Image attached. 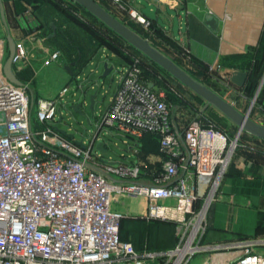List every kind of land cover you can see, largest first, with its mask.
<instances>
[{"label":"built area","instance_id":"built-area-1","mask_svg":"<svg viewBox=\"0 0 264 264\" xmlns=\"http://www.w3.org/2000/svg\"><path fill=\"white\" fill-rule=\"evenodd\" d=\"M128 14L151 26L136 8ZM27 54L17 42L13 64ZM145 59L134 56L122 68L90 142L82 135L84 145L49 122L69 84L31 102L28 84L9 80L0 65V264H264V249L255 248L262 241L204 243L208 211L233 151L228 134L200 122L179 127L169 101L146 78L153 63ZM106 128L139 140L153 134L160 159L102 160L94 149ZM123 194L143 197L148 219L174 221L175 245L138 249L123 240V214L113 208ZM202 253L208 255L195 262Z\"/></svg>","mask_w":264,"mask_h":264},{"label":"rangeland","instance_id":"rangeland-1","mask_svg":"<svg viewBox=\"0 0 264 264\" xmlns=\"http://www.w3.org/2000/svg\"><path fill=\"white\" fill-rule=\"evenodd\" d=\"M48 1L56 3L57 1L66 2L68 0ZM97 1L142 36L151 38L150 27H146L136 19L131 18L125 11H120L119 8L108 4L105 0ZM73 3H75L74 0ZM73 8L71 15L77 21L84 22L85 25L82 26L81 24L82 35L89 38L94 49L106 47L128 61L137 55L146 59L149 58L131 43L120 37H115L108 29L109 26L99 20L98 17L90 14L84 7L75 5ZM53 14V10H47L43 16L44 23H48ZM49 28L48 26L43 32H38L37 35L44 36L46 31L50 30ZM120 58V56L113 55L105 57L100 52L95 59L96 63L101 64V67L105 61L114 63L115 69L105 77H100L102 72L93 76V78L100 77V90L96 98L95 118H91L90 123L85 115L71 108L73 102L84 97L85 87L80 83L77 86L74 85L75 88L66 96L59 98L58 108L61 110L58 111L55 121H49L50 124L67 130L69 133H75L76 139H81L83 135L84 140L89 143L92 133L96 131L97 119L110 103L116 81L125 66L120 62ZM152 63L153 70L146 69L145 73L158 84V89L163 91L170 103L178 126L185 127L191 122H200L203 126L225 131L228 134V146L233 150L216 192L215 200L211 203L208 211L204 243L233 242L240 239L264 243V141L245 130L240 131L238 125L223 112L209 104L203 97L184 85L160 65L154 61ZM91 67L86 68L87 73L91 74ZM191 75L206 85H210L213 90L233 103L240 111L248 113L251 119L264 125V49L252 72L248 74L249 86L245 87V83L241 90L231 81L221 79L220 76L204 75L197 77ZM95 90L96 88L89 90L87 94L85 107L86 112L90 115L92 114L91 102H89L90 95ZM35 100L36 97L31 94V102ZM61 114L62 119L60 120ZM100 141L108 143V151L101 152L95 146L94 153L120 162L136 160L137 156L134 151L141 146V140L115 130L110 131L108 128L101 131L96 142ZM239 151L251 154V158L239 154ZM244 159L251 161L250 166L242 162ZM233 175H240V177L234 178ZM129 203L136 207L130 210ZM113 208L123 214L121 222L126 221L128 223L125 232L120 231L121 237L125 233L124 240L132 241L138 249L165 248L177 240L175 222L166 218L148 219L145 216V201L141 196L123 194L113 201ZM211 223L216 227H212ZM255 248L262 250L264 245H256ZM207 255L202 253L197 259H205Z\"/></svg>","mask_w":264,"mask_h":264},{"label":"crops","instance_id":"crops-1","mask_svg":"<svg viewBox=\"0 0 264 264\" xmlns=\"http://www.w3.org/2000/svg\"><path fill=\"white\" fill-rule=\"evenodd\" d=\"M105 1L117 8L123 4L126 13L129 8H136L149 18L154 32L151 33V38L145 37L188 73L197 77L212 75L229 81L233 71H247L250 74L264 49V0ZM2 3L4 15L0 6V65H4L9 57L8 36L11 35L15 43L22 42L28 51L25 57L13 64L14 72L22 83L28 84L31 94L36 99L57 96L65 85L69 84L72 90L75 88L74 85L81 83L85 87L84 97L72 104L83 102L82 109L86 112L88 91L96 88L93 91V93L97 91L94 112L88 114L95 118L99 81L100 77H104V64L101 67L95 59L101 52L105 57L120 56L122 65L128 64L129 61L106 47L94 49L89 38L82 35V26L53 1L2 0ZM47 10H53L54 14L48 23H44L43 16ZM210 18L215 19L213 26L209 24ZM48 26L50 30L46 31L44 36L37 35ZM53 52L58 53L55 59H51ZM148 60L152 61L150 58ZM108 64L114 65L115 69L114 63ZM67 65H71V70L66 68ZM88 66H92L91 74L86 72ZM96 73H101L100 77L93 78ZM146 78L156 91L163 93L148 74ZM118 85L119 78L110 97V103ZM236 87L241 90L244 86ZM140 140L141 146L134 151L137 159L159 160L156 137L145 134ZM107 144L106 142V149ZM143 145L145 150L141 151ZM99 157L105 161H115L101 154ZM242 162L251 164L248 159ZM233 177L239 178L240 175ZM144 201L146 213L147 201L145 199ZM128 207L131 210L136 206L129 203ZM211 225L216 227L212 223ZM176 241L168 247L175 245ZM201 261L203 258L195 259V262Z\"/></svg>","mask_w":264,"mask_h":264},{"label":"water","instance_id":"water-1","mask_svg":"<svg viewBox=\"0 0 264 264\" xmlns=\"http://www.w3.org/2000/svg\"><path fill=\"white\" fill-rule=\"evenodd\" d=\"M81 6H83L89 13L98 17L103 23L109 26L113 31H115L120 37H122L127 42L131 43L134 47L141 50L146 54L152 61L160 65L167 72L172 74L176 79L181 81L184 85L194 90L198 95L203 97L209 104L215 106L221 112H223L228 118H230L235 124L238 125L239 130H245L259 138L264 139V125L251 119L248 113L240 111L233 103L229 102L218 92L213 90L210 86L199 81L188 73L182 66L170 58L167 54L161 51L159 48L155 47L148 38L142 36L140 33L135 31L129 25L121 21L118 17L112 14L104 6H102L97 0H75ZM0 6L2 14L4 15V7L2 0H0ZM215 22L214 18H210L209 24L213 26ZM9 41V57L4 64V73L7 78L17 84H21V80L17 77L13 69V57L16 52V43L11 35L8 36ZM67 69L71 70V65L66 66ZM114 69V65H109L108 62L104 63V73L103 76L109 75ZM248 78L247 71H233L231 74V81L237 86H244ZM97 91L90 95V109L92 114L94 112L95 96ZM83 102L77 104H72L71 108L75 111L80 112L85 115L90 123V116L87 112L82 109ZM60 110V109H59ZM62 115H60V120ZM58 128V127H57ZM62 133L69 137L74 138V133H69L67 130L58 128ZM76 141L84 145L81 139H76ZM106 142L100 141L96 143V148L101 152H106L105 148Z\"/></svg>","mask_w":264,"mask_h":264},{"label":"trees","instance_id":"trees-1","mask_svg":"<svg viewBox=\"0 0 264 264\" xmlns=\"http://www.w3.org/2000/svg\"><path fill=\"white\" fill-rule=\"evenodd\" d=\"M75 1V0H74ZM59 6H61V8L65 11V12H67L69 15H71L72 13V9H74L73 7H75V5L76 6H78V5H80L79 3H77L76 1H75V3H73V0H68V1H66V2H60V1H57L56 2ZM78 4V5H77ZM81 6V5H80ZM83 7V6H82ZM73 18H74V16L73 15H71ZM75 19V18H74ZM75 21H77L76 19H75ZM80 25L82 24V26L83 25H85L84 24V22H82V21H77ZM153 24H152V22H151V26H150V29H151V33L152 32H154V30H153ZM111 32H112V34L115 36V37H120L115 31H113L110 27L108 28ZM150 33V32H149ZM150 33V34H151ZM95 35H97V33L95 32ZM120 38H122V37H120ZM123 39V38H122ZM149 59V58H148ZM256 64V63H255ZM254 64V65H255ZM249 84H250V82H249V80L246 82V84H245V87L246 86H249ZM208 86H210V85H208ZM211 87V86H210ZM172 109V108H171ZM173 116V115H172ZM146 135H151V136H154L153 134H150V133H147ZM263 141H264V139H262ZM143 149L145 150V145H143L142 147H141V151H143ZM239 154H241V155H244V156H246L247 158H251V154H249V153H246V152H241V151H239ZM127 222L126 221H123V222H121V220H120V231H122V232H125V229H126V226H127ZM126 234L125 233H123V237L125 236ZM120 237H121V235H120ZM123 237H121V238H123ZM123 240H124V238H123ZM135 245V244H134ZM136 246V245H135ZM165 248H167V247H165ZM159 249H164V248H159Z\"/></svg>","mask_w":264,"mask_h":264},{"label":"bare ground","instance_id":"bare-ground-1","mask_svg":"<svg viewBox=\"0 0 264 264\" xmlns=\"http://www.w3.org/2000/svg\"><path fill=\"white\" fill-rule=\"evenodd\" d=\"M176 213V212H175Z\"/></svg>","mask_w":264,"mask_h":264}]
</instances>
